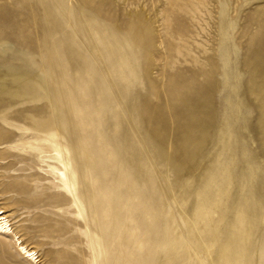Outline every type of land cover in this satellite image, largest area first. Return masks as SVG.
<instances>
[{
    "label": "rangeland",
    "instance_id": "1",
    "mask_svg": "<svg viewBox=\"0 0 264 264\" xmlns=\"http://www.w3.org/2000/svg\"><path fill=\"white\" fill-rule=\"evenodd\" d=\"M0 207L38 264H264V0H0Z\"/></svg>",
    "mask_w": 264,
    "mask_h": 264
},
{
    "label": "bare ground",
    "instance_id": "2",
    "mask_svg": "<svg viewBox=\"0 0 264 264\" xmlns=\"http://www.w3.org/2000/svg\"><path fill=\"white\" fill-rule=\"evenodd\" d=\"M6 214L7 213L4 211V208L0 207V234L13 238L19 248L21 255L24 256V259H26L27 262L38 264V259H34L35 252L21 242V239L13 230L10 220Z\"/></svg>",
    "mask_w": 264,
    "mask_h": 264
}]
</instances>
